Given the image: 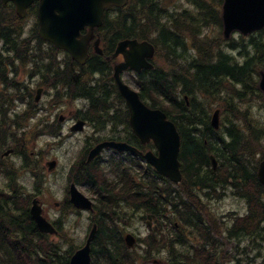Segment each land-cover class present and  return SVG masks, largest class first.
I'll list each match as a JSON object with an SVG mask.
<instances>
[{
  "label": "trees",
  "instance_id": "16d2710c",
  "mask_svg": "<svg viewBox=\"0 0 264 264\" xmlns=\"http://www.w3.org/2000/svg\"><path fill=\"white\" fill-rule=\"evenodd\" d=\"M221 1L192 0L196 11L185 10L182 14H170L162 0H131L124 8L107 11L100 29L106 55L125 38L147 39L158 48L163 63L140 75V92L145 100L162 108L178 124L182 133L184 173L180 190L187 191L186 197L176 192L168 180L160 182L155 171H150L152 179L149 181L138 180L132 171H125L119 186L102 179L108 195L100 202L98 241L105 258L115 263L135 264L138 258L135 254L129 259L125 255L126 260L123 259L124 254L118 249L122 238L113 231L115 225L109 226L108 218L114 217L117 208L122 209L124 203L157 213H165L169 207L180 215L182 223L196 226L194 220L200 222L202 215L195 203L199 192L208 190L207 194L214 197L221 187L232 185L247 196L251 206V226L245 221L240 225L247 226L253 237L264 235V228H260L264 220V202L259 198H264V186L256 173L258 155L264 158V143L260 141L264 140V121L248 114L243 117L244 112L238 109L239 104L250 106L255 97L261 96L258 79L264 71V33L241 35L224 43ZM37 5L34 4L30 11L36 13ZM26 20L19 18L13 3L4 5L0 0V177L6 174V188H0V264H69L74 246L55 242L38 230L30 213L34 194L26 192L18 182L17 167L6 163L10 157H2L6 150L14 148L26 163L29 158L23 143L24 133L18 138L16 132L20 129L22 115L17 119L9 117L6 108L12 101L8 98L14 101L33 97L29 86L20 79L22 68L30 69L29 76L40 74L43 84L58 91L69 88L90 98L96 110L101 107L100 101H110L113 93L121 97L115 85L111 90L112 66L104 57L93 56L88 64L91 74L94 71L106 75V91L102 86L92 88L84 83L88 76L87 66H78L67 55L66 59L58 60L50 45L49 49H44L38 22L28 29ZM207 34L220 37L211 38ZM232 49H237V56L231 54ZM165 63L170 67L166 69ZM186 94L190 96L188 105L183 97ZM213 99L220 101L221 107L228 111L226 122L218 131L211 126L208 100ZM101 110L106 112V109ZM25 118H29L28 113ZM20 140L24 149L18 150ZM211 152L220 159L217 171L211 165ZM79 175L98 177L96 165L83 166ZM117 219L115 216L113 221ZM203 225L201 222L199 226ZM205 255L210 256L209 252ZM208 262L214 264L212 260Z\"/></svg>",
  "mask_w": 264,
  "mask_h": 264
},
{
  "label": "water",
  "instance_id": "95a60500",
  "mask_svg": "<svg viewBox=\"0 0 264 264\" xmlns=\"http://www.w3.org/2000/svg\"><path fill=\"white\" fill-rule=\"evenodd\" d=\"M8 1L2 0L3 3ZM13 1L16 3L17 14L23 18L26 16L28 6L34 0ZM126 2L127 0H41L39 6L40 36L53 42L58 48L68 50L74 60L84 64L95 28L103 23L106 6L109 4L124 5ZM223 20L226 37H229L236 29L245 34L259 29L264 26V0H225ZM86 26H89V31L82 34L81 30ZM98 44L99 40L95 42V46L97 47ZM120 53L125 55V61L115 66V78L121 94L129 104L132 124L142 136L155 138L160 148V157L152 153L147 154L146 157L159 172L174 181H179L181 179L178 160L180 135L175 124L166 120V115L161 110H152L147 107L139 94L121 79V72L129 67L137 70L152 67L153 65L146 58L154 55V46L147 41L126 39L119 42L114 55L117 56ZM260 84L264 89V73ZM212 124L215 127L219 125L217 112ZM107 145L116 146L117 144ZM118 147L122 149L125 146L119 145ZM259 177L264 183V161L260 164ZM73 200L76 203L80 201L77 203L80 207H90V202L84 197L73 198ZM31 212L40 230L56 232L54 226L43 217L37 200L34 201ZM95 233L96 226L91 231L86 245L72 256L70 264H91L90 243ZM126 241L129 246H132L135 239L132 235H127Z\"/></svg>",
  "mask_w": 264,
  "mask_h": 264
},
{
  "label": "rangeland",
  "instance_id": "374dc122",
  "mask_svg": "<svg viewBox=\"0 0 264 264\" xmlns=\"http://www.w3.org/2000/svg\"><path fill=\"white\" fill-rule=\"evenodd\" d=\"M162 2L173 11L192 8L188 0H162ZM33 22L34 17H30L27 20L26 25L28 29ZM44 46L47 47L46 45ZM20 70L23 73L21 79L29 81L27 75L30 73V69L22 68ZM132 75V73L126 72L124 73V78H132ZM40 84L41 77L36 74V76L30 80L28 86L29 88L34 86L35 90H37L38 87H44V85ZM131 86L135 88L134 84H131ZM54 92L55 90L47 88L43 91L41 98L43 105L40 103L38 112H35L31 118H25L22 122L20 121V129L16 131L18 138L22 137V133H24L23 138L25 142L23 143L27 154L30 156L27 161L28 163H26L23 157L14 154L8 156L10 159L6 160L7 164H17L21 168L17 171L18 180L22 183V187L26 192L38 193L43 203L44 212L50 219H57L61 216L62 203L66 197L65 186L69 178V169L74 160L80 155L88 135L94 133L93 126H88L87 130L81 133H71L69 131V123L67 121L74 119L73 117L76 116L75 111L82 107L85 101L83 99L60 101L55 99L53 95ZM256 105V103L252 104L250 108L252 113H250V115L255 118H264V110H258ZM27 106V103L23 104L16 101L13 105V109L18 111V108H20L22 112L27 109ZM245 108L246 107H244V109ZM9 113L13 112L10 111ZM59 114L66 115L67 119L63 124L61 136L54 137L46 133L48 129L45 128V123L52 122L51 120L56 116L58 117ZM47 132H49V130ZM260 141L264 143V140ZM21 143L22 141L18 144V150L24 149ZM51 159H56L58 161V165L54 171H49L47 169L46 162ZM28 165L30 166L29 168H23ZM5 180V175L0 177V188H6V185L3 184ZM37 182L39 184V192L36 191ZM80 189L88 196L90 195L85 188L81 187ZM228 190L229 194L225 199L215 201L211 204L213 210L221 214L234 209L236 212L244 214L248 209V204L232 192L234 188H229ZM89 223L90 218L87 212L79 214L74 211H69L67 217L63 218L65 232H62V236L57 237V239L63 237L66 241L65 244L72 240L71 242L73 244L78 245L84 242ZM128 228L135 234L139 232L141 236H146L148 234L147 227L141 219H136V222L131 226L129 225ZM249 239L250 238H247L245 241L239 242L237 239H234L232 240L235 244L233 247H231V242L225 244V240H223L225 246L223 254L227 259L226 264H261L264 258V238L258 239L254 244L252 242L249 243ZM191 247L192 245L184 246V248L180 247V257H186L187 254L193 252L191 251ZM234 248H236L237 252H234ZM139 250H141V254L144 253L143 247ZM146 264L153 263L148 262ZM197 264H199L198 259Z\"/></svg>",
  "mask_w": 264,
  "mask_h": 264
},
{
  "label": "flooded vegetation",
  "instance_id": "af4514ba",
  "mask_svg": "<svg viewBox=\"0 0 264 264\" xmlns=\"http://www.w3.org/2000/svg\"><path fill=\"white\" fill-rule=\"evenodd\" d=\"M96 37H97V36H96ZM94 56H102V55L94 54ZM102 57H103V56H102ZM104 59L106 60L105 57H104ZM122 60H123V56H122V55H119V56L117 57V61H122ZM153 219H154V222H155L156 220H159V217L154 216ZM166 223H167V222H166ZM166 223H165V225H166ZM175 224H176V226H178L177 223H175ZM166 233H167V236H169V237H170V235L173 236L172 231L168 230L167 228H166ZM169 233H170V234H169ZM245 236H247V234H246ZM233 238H234V236L231 238V242H232ZM241 238H242V237L239 235V236H238V240H240ZM235 239H237V238H235Z\"/></svg>",
  "mask_w": 264,
  "mask_h": 264
},
{
  "label": "bare ground",
  "instance_id": "6f19581e",
  "mask_svg": "<svg viewBox=\"0 0 264 264\" xmlns=\"http://www.w3.org/2000/svg\"><path fill=\"white\" fill-rule=\"evenodd\" d=\"M73 160V159H72ZM75 161V160H74Z\"/></svg>",
  "mask_w": 264,
  "mask_h": 264
}]
</instances>
